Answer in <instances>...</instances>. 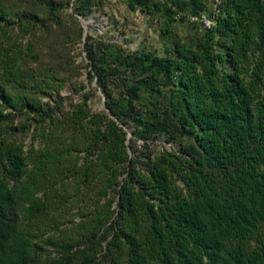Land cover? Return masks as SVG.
<instances>
[{
  "label": "trees",
  "instance_id": "16d2710c",
  "mask_svg": "<svg viewBox=\"0 0 264 264\" xmlns=\"http://www.w3.org/2000/svg\"><path fill=\"white\" fill-rule=\"evenodd\" d=\"M121 1L168 20L211 12ZM47 7L0 0V264H264V0H222L188 37L165 27L166 56L87 38L101 111L91 92L65 109L64 80L38 66Z\"/></svg>",
  "mask_w": 264,
  "mask_h": 264
},
{
  "label": "rangeland",
  "instance_id": "374dc122",
  "mask_svg": "<svg viewBox=\"0 0 264 264\" xmlns=\"http://www.w3.org/2000/svg\"><path fill=\"white\" fill-rule=\"evenodd\" d=\"M85 1H89L92 6L87 7L88 15L84 18L78 15L80 0H2L12 8L31 11L43 17L48 16L47 5L54 7L46 29L39 28L33 36V41L35 52L41 56L38 66L55 69L66 84L60 94L64 97L65 109L70 103H77L85 92H91L88 102L93 111L104 109L103 93L97 87L96 80L89 77L92 68L85 51L87 38H92L93 43L99 40L117 43L129 51L144 47L158 56H166V51L171 45L162 35V29L168 27L173 36L188 37L193 30L192 23L205 25L200 19L189 18V15L183 17L181 14H174L168 20L165 15L159 13L147 15L140 9L130 12L121 0ZM179 17L183 18L182 23ZM155 20L158 21L157 24ZM45 101L47 99H44ZM50 102L53 104L54 100ZM125 130L131 139L130 129ZM139 144L140 142L136 143V147L130 148L131 156L135 154L134 158L141 157ZM150 149L176 151L178 146L157 140ZM139 160L141 162L142 159Z\"/></svg>",
  "mask_w": 264,
  "mask_h": 264
},
{
  "label": "built area",
  "instance_id": "2783aa9c",
  "mask_svg": "<svg viewBox=\"0 0 264 264\" xmlns=\"http://www.w3.org/2000/svg\"><path fill=\"white\" fill-rule=\"evenodd\" d=\"M207 6L211 9L210 12V16L208 15V13L203 12L200 16V20L201 22H203L205 25H203V27H201L199 29V32H202V30L204 28H210L212 26H214L216 20L219 17V13H220V6L222 4V0H207ZM169 7L170 4L168 5ZM197 18H194V20H196ZM157 20H155V24H157Z\"/></svg>",
  "mask_w": 264,
  "mask_h": 264
},
{
  "label": "water",
  "instance_id": "95a60500",
  "mask_svg": "<svg viewBox=\"0 0 264 264\" xmlns=\"http://www.w3.org/2000/svg\"><path fill=\"white\" fill-rule=\"evenodd\" d=\"M85 25V24H84ZM86 27V26H85Z\"/></svg>",
  "mask_w": 264,
  "mask_h": 264
}]
</instances>
